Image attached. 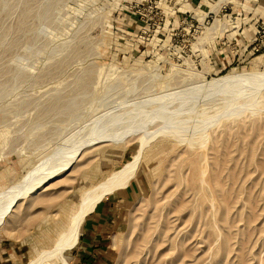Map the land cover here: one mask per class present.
<instances>
[{
  "label": "rangeland",
  "instance_id": "rangeland-1",
  "mask_svg": "<svg viewBox=\"0 0 264 264\" xmlns=\"http://www.w3.org/2000/svg\"><path fill=\"white\" fill-rule=\"evenodd\" d=\"M250 71L264 0H0V192L75 157L0 228V264L51 249L137 155L71 264H264V82L207 87Z\"/></svg>",
  "mask_w": 264,
  "mask_h": 264
},
{
  "label": "bare ground",
  "instance_id": "bare-ground-1",
  "mask_svg": "<svg viewBox=\"0 0 264 264\" xmlns=\"http://www.w3.org/2000/svg\"><path fill=\"white\" fill-rule=\"evenodd\" d=\"M263 82L264 71H250L212 78L207 83V87L214 90H224L241 85L249 86V84L251 85ZM104 135L105 134H103V136ZM98 138L99 137H97V139ZM137 159L138 155L134 160L114 171L106 180H104L98 186L94 194L90 196L89 199L84 201V204L79 209V211L70 217L68 227L66 228L65 232L59 236L53 247L51 249L39 252L27 264H71L72 252L79 239V231L83 217L94 211L96 206L103 200L104 197L127 185L131 177H133ZM74 160V156L69 160L65 159L67 162L65 163L64 161L65 164H61V168H55L57 169L56 171L54 169V172L52 173L47 172L49 175L45 173V175L40 174L39 177V170L36 172L31 171L19 181L0 192V227L6 229L9 223L15 219L16 210L20 207L21 201L28 198L29 196L31 197L32 194L36 192L38 193L39 190L41 191L42 187H45V183L50 180L49 177L53 178L55 174L68 170ZM44 164L46 163L44 162L42 166ZM44 166L46 167V165ZM44 169H40L41 173L44 172Z\"/></svg>",
  "mask_w": 264,
  "mask_h": 264
},
{
  "label": "crops",
  "instance_id": "crops-1",
  "mask_svg": "<svg viewBox=\"0 0 264 264\" xmlns=\"http://www.w3.org/2000/svg\"><path fill=\"white\" fill-rule=\"evenodd\" d=\"M97 207V206H96ZM110 209V203H108L107 200H103L99 206L98 209L96 211H94L95 213H93V215L90 217L89 219V223L88 226L86 227V229L84 230V234H83V239L84 241L86 239L90 240L91 237H96L100 234V229H101V223L103 222V220L101 219V217L108 215ZM95 210V209H94ZM93 212V211H92ZM91 212V213H92ZM1 228V227H0ZM3 229V228H2ZM4 230V229H3ZM5 231V230H4ZM6 232V231H5ZM97 247V246H96ZM95 247V248H96ZM94 251V250H93Z\"/></svg>",
  "mask_w": 264,
  "mask_h": 264
}]
</instances>
